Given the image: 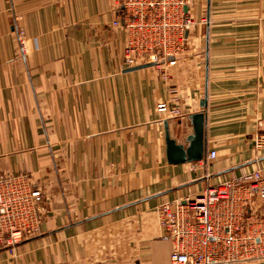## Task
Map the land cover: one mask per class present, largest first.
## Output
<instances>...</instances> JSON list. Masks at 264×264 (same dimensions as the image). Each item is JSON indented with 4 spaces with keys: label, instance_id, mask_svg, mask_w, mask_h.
<instances>
[{
    "label": "crops",
    "instance_id": "1",
    "mask_svg": "<svg viewBox=\"0 0 264 264\" xmlns=\"http://www.w3.org/2000/svg\"><path fill=\"white\" fill-rule=\"evenodd\" d=\"M117 3L0 0V175H30L46 211L0 264H172L159 205L264 168V0H189L185 52L131 71ZM202 111L204 159L170 163L166 122L188 145Z\"/></svg>",
    "mask_w": 264,
    "mask_h": 264
},
{
    "label": "built area",
    "instance_id": "2",
    "mask_svg": "<svg viewBox=\"0 0 264 264\" xmlns=\"http://www.w3.org/2000/svg\"><path fill=\"white\" fill-rule=\"evenodd\" d=\"M189 0H118L112 26L127 34L125 67L175 63L188 46L195 20ZM157 110L180 115L168 101ZM264 148V133L255 138ZM217 156L212 150L207 156ZM172 264H249L264 261V168L208 184L196 195L157 208ZM45 191L25 173L0 175V250L13 253L39 235Z\"/></svg>",
    "mask_w": 264,
    "mask_h": 264
},
{
    "label": "water",
    "instance_id": "3",
    "mask_svg": "<svg viewBox=\"0 0 264 264\" xmlns=\"http://www.w3.org/2000/svg\"><path fill=\"white\" fill-rule=\"evenodd\" d=\"M152 64H142L130 67L127 70H136L139 68L147 67ZM203 107L207 106V99L201 101ZM193 134L188 138L189 144L185 145L178 142L171 136L168 122L165 124V137L167 145V158L172 164H179L185 162H196L204 159L205 156V113L197 112L191 115Z\"/></svg>",
    "mask_w": 264,
    "mask_h": 264
},
{
    "label": "rangeland",
    "instance_id": "4",
    "mask_svg": "<svg viewBox=\"0 0 264 264\" xmlns=\"http://www.w3.org/2000/svg\"><path fill=\"white\" fill-rule=\"evenodd\" d=\"M150 64H152V63H150Z\"/></svg>",
    "mask_w": 264,
    "mask_h": 264
}]
</instances>
